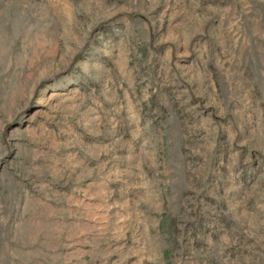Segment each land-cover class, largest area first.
<instances>
[{
  "label": "rangeland",
  "instance_id": "374dc122",
  "mask_svg": "<svg viewBox=\"0 0 264 264\" xmlns=\"http://www.w3.org/2000/svg\"><path fill=\"white\" fill-rule=\"evenodd\" d=\"M0 264H264V0H0Z\"/></svg>",
  "mask_w": 264,
  "mask_h": 264
}]
</instances>
